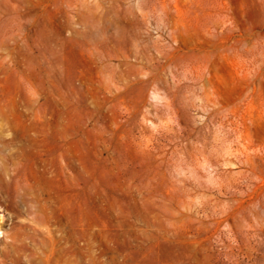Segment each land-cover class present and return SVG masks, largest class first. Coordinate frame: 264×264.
I'll return each mask as SVG.
<instances>
[{
	"label": "rangeland",
	"instance_id": "1",
	"mask_svg": "<svg viewBox=\"0 0 264 264\" xmlns=\"http://www.w3.org/2000/svg\"><path fill=\"white\" fill-rule=\"evenodd\" d=\"M0 264H264V0H0Z\"/></svg>",
	"mask_w": 264,
	"mask_h": 264
}]
</instances>
